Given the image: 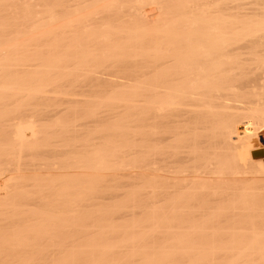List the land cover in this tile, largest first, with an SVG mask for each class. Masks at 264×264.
Instances as JSON below:
<instances>
[{
	"label": "bare ground",
	"instance_id": "obj_1",
	"mask_svg": "<svg viewBox=\"0 0 264 264\" xmlns=\"http://www.w3.org/2000/svg\"><path fill=\"white\" fill-rule=\"evenodd\" d=\"M168 1L0 0V264H218V257L227 261L230 258L227 264H253L264 231L254 226L250 190L264 176V156L252 158L250 154L264 151L263 146L252 147L259 140L253 117L257 113L264 115V109L252 110L245 119L228 97L247 85L264 89V35H260L264 34V22L258 23L263 28L258 27L257 31V19L261 16L264 20L260 9L264 8L258 5L259 0H252L258 5H253L252 10L259 11L253 19L250 16L255 12L249 15L245 10L254 4L251 0L235 2H240V6L248 4L242 6L246 13H239L241 7L236 8L239 11L234 7L237 14L231 9L233 0L225 1L233 4L229 7L234 16L243 13L250 17L249 21L247 17L242 19L252 28L247 25L249 31L245 32V23L238 18V22L233 20L227 4L216 8H227L231 15L220 9L225 16L222 17L210 8L215 18L209 23L211 19L205 15L210 9L205 0L197 3L204 5L201 7L206 14L201 8L192 10L187 2L191 0ZM261 2L264 5V0ZM148 4L158 8V13L151 16L153 23L148 20L150 25L157 23L152 30L147 27V17L141 15V9ZM186 4L192 15L194 11V17ZM195 12L204 17L200 19ZM121 13H127V17ZM162 13L170 14L171 19L165 15L168 20L163 17L162 21ZM217 13L221 18L218 21ZM186 14L192 22L188 20L189 25ZM124 17L134 20L138 29L128 31L131 23L127 27ZM227 20L235 22V26L241 23L244 34L240 31L243 26L239 29L238 25V37L232 22L230 31L238 38L235 33L229 35ZM224 23L228 29L222 27ZM119 24H123L120 30ZM92 26L100 27L101 32L93 35L94 41L90 38L92 48L85 51L81 47L87 41L81 44L79 37L84 35L83 29ZM110 28H117L123 36L127 31L132 33V38L130 34L126 36L130 45L134 35L139 37L142 30L147 42L153 34L158 42L161 37L168 39L161 40V45L153 41L157 51L155 48L151 60L145 53L146 62L140 61L143 65L135 68L141 74L135 76L141 81L136 79L134 92L126 90L115 76V84L110 83L108 78L114 71L110 70V76L106 74L108 65L89 67L91 59L107 60L113 53L112 57L127 60L126 37L121 40L119 35L118 42L122 44L111 45L112 32L107 34ZM135 28L133 25L130 29ZM218 28L227 36L220 34ZM254 28L256 31L250 32ZM255 32L259 35L252 34ZM245 34L251 39L247 40ZM144 35L140 36L143 42L137 41L136 36L133 45L146 43ZM116 51L122 55L118 53V57ZM86 72L92 77L87 78ZM92 78L97 79L95 84ZM106 79L110 88L118 87L117 91L104 100V96H96L95 100L92 95L94 104L83 97L86 105H92H85L87 109L76 107L78 104L74 108H41L49 100H53L52 107L56 101L78 103L75 96L72 95L74 100L68 97L69 91L74 90V94L78 86L81 89L90 84V89L99 90ZM36 103H40V109L32 111L30 107L37 108ZM54 112L63 113L56 119ZM39 113H51L55 123L40 124ZM107 116L110 123L101 120L102 123L99 118L108 120ZM110 116L119 118L112 120ZM87 122L95 123L91 132L85 128L89 126ZM82 127L89 133L85 129L83 132ZM78 128L83 136L87 133L83 139ZM59 141L63 148L57 147ZM58 153L66 157L46 159L53 155L55 158ZM40 155L45 160L35 161L34 157ZM27 156L31 158L27 160ZM119 217H123L122 222L116 221ZM257 230L263 234L258 235Z\"/></svg>",
	"mask_w": 264,
	"mask_h": 264
},
{
	"label": "rangeland",
	"instance_id": "obj_2",
	"mask_svg": "<svg viewBox=\"0 0 264 264\" xmlns=\"http://www.w3.org/2000/svg\"><path fill=\"white\" fill-rule=\"evenodd\" d=\"M152 1H153V0H152ZM155 1H156V0H155ZM159 1H161V0H159ZM162 1H163V0H162ZM164 1H168V0H164ZM169 1H171V0H169ZM169 1H168V2H169ZM186 1H187V0H186ZM191 1H192V3L196 4L197 1L200 3L201 0H194L196 3L193 2V0H191ZM191 1H187V2H188V4H189V2H190V6L192 7V10L194 9V11H196L197 8H198V9L201 8L200 10L203 12V14H206V13H207V12L204 13V10H202V9H203L202 7H203L204 5H202V4L200 5L199 3H197V6H195V5H192ZM205 1H206V3H207L208 8H209V9H210V8L214 9L215 13H216L218 10H220V9H221V10L224 9L223 7H220V8L218 7L219 9L217 10V8H216L217 5H219V6L222 5V6H224V7H227L226 4H227V2H228V0H205ZM225 1H227V2H225ZM230 1H232V0H229L228 3H233V2H234V5H235V2H238V0H236V1L233 0V2H230ZM241 1L243 2V0H241ZM245 1H249V0H244V2H245ZM251 1H252V0H251ZM251 1H250V2H251ZM254 1H255V0H254ZM259 1L261 2V0H259ZM242 2H241V3H242ZM244 2H243V3H244ZM252 2H253V1H252ZM256 2H258V1L256 0ZM260 2H259L258 5H260V6H262V7L264 8V5H261V4H263V3H262L263 1L261 2V4H260ZM221 3H223V4L225 3V4L223 5V4H221ZM245 3H246V2H245ZM248 3H249V2H248ZM253 3H254V4H252V6L255 5V2H253ZM188 4H186V5L188 6ZM220 4H221V5H220ZM250 4H251V3H249V7H250ZM256 4H257V3H256ZM148 5H149V4H148ZM199 5H200V7H198ZM227 5H228V4H227ZM232 5H233V4H232ZM232 5H228V7H229V6L231 7ZM234 5H233V7H231V9L233 8L232 10H234V7H235V9H236L237 7H238L237 9H239V7H241V10H240V12H239V13H241V11H243V10L246 8V7H243V8H244V9H243L242 6H244V5H248V4H243L242 6H240V2H239V4L237 3L235 6H234ZM258 5H257V6H258ZM146 6H147V5H146ZM146 6L143 7V10L141 9V15H142V13H144V14H143V17H144V16L147 17V19L144 17L145 20H147V22H148V20L151 19L150 21H151V23H153V22H152V18H151V16H152V15H156V13H158V12L156 11L157 6H156V7H155V5H149V6H147V7H146ZM190 6H188L189 8H186V9H190V10H191V7H190ZM201 6H202V7H201ZM207 6L205 5V7H204V8H205V11L208 10V8H207V10H206V7H207ZM252 6H251L249 9H245V10L248 11V12H249V10L251 9V12H250V13H248V12L246 13V11L244 10V11H245L244 13L249 14V15L252 13V11L255 12L253 16H252V15L250 16L251 18H253V17H254L256 14H258V12H259V11L256 12V11L258 10V8L256 9V11H254V10H255L254 8L257 7L256 5H255V7H254V6L252 7ZM260 6H259V7H260ZM193 7H196V10H195V8H193ZM214 7H215L216 9H215ZM230 7H229L228 9H230ZM247 8H248V7H247ZM212 9L209 10L210 12L208 11V13H210L209 15H208V13L205 15V17H207V20H208V19H211V20H208V21H210L209 23H212L211 21H214V20H212V19L215 18V17H214V16H215V13H214V11H213ZM228 9L226 8V10L224 9L225 11L222 10V12H223V13H224V12L227 13V12H229ZM231 9H230V12H232V15H231L230 12H229V13H230L231 17H233V20H234V19L236 20V21L234 20L235 22H238V21L241 22V20L244 19V18H246V17L248 18L247 20L249 21V18H250V17H249L248 15L246 16V14H245V17H244V14H243V13H242V14H239V13H238L239 16L236 17L237 15L234 16V13H233V11H232ZM237 9H236V10H237ZM252 9H254V10H252ZM259 9H260V8H259ZM157 10H158V8H157ZM192 10H191V11H188V12H190V13H189L190 15H192V13H191ZM211 10H212L213 12H211ZM221 10H220V12H221ZM236 10H234V12H235ZM194 11H193V15H192V17H194ZM197 11H198V10H197ZM197 11H196V12H197ZM201 11H200V12H201ZM237 11H239V10H237ZM237 11L235 12L236 14H237ZM260 11H263V12H264V10H261V9H260ZM196 12H195V14H197ZM200 12H198V13H200ZM218 12H219V11H218ZM220 12H219V13H220ZM111 13L113 14V11H111ZM111 13H109V14H110V17H111V19H112V18L114 17V14L112 15V16H113V17H112V16H111ZM114 13H115V11H114ZM186 13H187V10H186ZM213 13H214V15H213ZM223 13H220L219 15H222V17H223V16H224ZM229 13L226 15V17L229 15ZM260 13H261V12H260ZM260 13H259V14H260ZM121 14H122V16H126V17H127V15H126L127 13H125L124 15H123V13H121ZM189 14H186V17H188V19H186L187 22H188V20H189V16H187V15H189ZM211 14L213 15V17H211ZM224 14H225V13H224ZM162 15H164V14L162 13L160 17H162V21H164V18L166 19V17H165L166 14H165L164 16H162ZM168 15H170V14H168ZM168 15H166V16H167L168 18L171 19V17H170L171 15H170V16H168ZM197 15H198V14H197ZM197 15H196V16H197ZM200 15H201V14H200ZM207 15H208V16H207ZM240 15H241L243 18H241ZM260 15H261V14H260ZM196 16H195V17H196ZM198 16H199V15H198ZM198 16H197V17H198ZM202 16L204 17V15H202ZM202 16H201V17L199 16L200 19H202ZM262 16H263L262 18H264V14H262ZM110 17H108V18H110ZM143 17H141V18H142V19H141V20H142L141 23H143V19H144ZM158 17H159V15H158ZM163 17H164V18H163ZM224 17H225V16H224ZM228 17H229V19H230V16H228ZM228 17H227V19H228ZM234 17H235V18H234ZM257 17L259 18L258 15H257ZM124 18H125V17H124ZM217 18H218L219 20L221 19L220 17H218V13H217L216 20H217ZM237 18H238V21H237ZM240 18H241V19H240ZM111 19H109V21H110ZM125 19H127V18H125ZM160 19H161V18H160ZM190 19H191V17H190ZM192 19H193V18H192ZM192 19H191V20H192ZM195 19H197V18H194V20H195ZM203 19H204V18H203ZM229 19H228V20H229ZM231 19H232V18H231ZM253 19H254V18H253ZM255 19H256V18H255ZM260 19H261V16H260ZM260 19H259V20L257 19V24H258V23H261V25H262L263 22H264V20L261 19V20H263V21L261 22ZM145 20H144V23L146 22ZM166 20H168V19H166ZM166 20H165V22H166ZM207 20H206V21H207ZM224 20H225V22H226V19H223L222 21H224ZM228 20H227V23L229 22ZM244 20H246V19H244ZM244 20H242V21H243V23H245V25H244L245 28H244L243 25H242L243 27L240 26L242 22L240 23V25H239V23H238V24L236 23V26H237V27H236V26H235V22H233V21H230V22H229V24H228V25H229V29L227 28V27H228V25H226L227 23H226V24L224 23L223 26H222V24H221V26L224 27V29L227 28V29L229 30V32H228V31H227V32H228V34L230 35V34L232 33L230 30L233 29V31L236 32L237 29L235 30V27L238 28V25H239V29L242 27V30L240 29V31H242V33H243V31H244V29H246V26H247V25H248V27L251 28V26H249V25H251V24H250L248 21H247V23H246V21L244 22ZM251 20H252V19H250V22H251ZM127 21H128V22H127ZM127 21H126L127 23L130 22V20H128V19H127ZM131 21H132V20H131ZM133 21H134V20H133ZM133 21L130 22L131 25H130V23H129V24H126V22L124 23V24L127 25V27L130 25V27L127 28L128 31H134V30L136 31V30L138 29V28H137V29L135 28V24L133 23ZM204 21H205V20H204ZM217 21H218V20H217ZM252 21H253V20H252ZM259 21H260V22H259ZM189 22L192 23L190 20H189ZM189 22H188V25L190 24ZM232 22H233L234 25L232 24L231 27H234V28L231 29V27H230L231 24H230V23H232ZM132 23H133V24H132ZM137 23H138V22H137ZM144 23H143V24H144ZM151 23L148 22L149 25H148V24H147L148 26L145 25V26H147V27H150L149 30L151 29V27L153 28V25H154V24H157V23H154L153 25H150ZM161 23H162V22H161ZM203 23H205V22H203ZM216 23H217V22H216ZM216 23H215V25H216ZM219 23H221V22L219 21ZM243 23H242V24H243ZM248 23H249V24H248ZM251 23H254V24H255V21H253V22H251ZM143 24H142V25H141V24H138V25L143 26ZM254 24H252V25H254ZM257 24H255V25H257ZM120 25H122V27H117L119 30H120L121 28H123V24H119L118 26H120ZM133 25H134V28H135V29H132V30H131L130 28H131V26H133ZM161 25H162V24H161ZM219 25H220V24H217V26H219ZM255 25H254V26H255ZM258 25H259V24H258ZM258 25H257V31L259 32L260 30H258V27H260V28L262 29V28H263L262 26H264V25H262V26H260V25L258 26ZM114 26H117V25H113V26H111V27H114ZM140 26H139V28H141V29L146 28V27L142 28V27H140ZM159 26H160V25H159ZM196 26H197V25H196ZM137 27H138V26H137ZM154 27H155V26H154ZM156 27H158V26L156 25ZM186 27H187V26H186ZM219 27H220V26H219ZM222 27H220V28L222 29ZM252 27H253V26H252ZM91 28H92V29H91ZM99 28H100V27H99ZM99 28H98V27H94V26H92V27L87 28L88 30H86V29H83L84 31L82 30V31L84 32V35H83L84 37H83V36H82L81 38L79 37V40H80V39L82 40V41L80 40V41H81V44H82L83 42H85V41H87V42H85V44H83V45H85V46L81 45V46H83V47H81V48H83L84 50H85V49L87 50L88 48H92L91 46L93 45V42H91V41H92V40H93V41L95 40V38H94V37L96 36L95 33L99 34L98 32H101V31H99V30H100ZM117 28H116V31H118ZM124 28H126L125 25H124ZM132 28H133V27H132ZM243 28H244V29H243ZM250 28H249V29H250ZM110 29H111V28H110ZM110 29H109V31H110ZM113 29H114V28H113ZM113 29H111L110 32H107V34H109V33H111V32H112L111 34H113V35L110 34L111 36L109 35V38L111 39V43H113V44H111V45H114L115 42H118V40L120 39L119 35L121 36V38H122V36H123V35L120 34L119 31L116 33V31L114 30L115 33H116V34H115L114 31H112ZM129 29H130V30H129ZM146 29H148V28H146ZM154 29H155V28H154ZM154 29H153V30H154ZM227 29H226V30H227ZM251 29H252V28H251ZM263 29H264V28H263ZM123 30H124V29H123ZM125 30H126V29H125ZM151 30H152V29H151ZM218 30H219V28H218ZM247 30H248V29H246L245 32H246ZM254 30L256 31V29L254 28L253 30H250V32H253ZM88 31H89V32H88ZM128 31H127V32H128ZM147 31H148V30H147ZM219 31H221L220 34L222 33V35L225 34L224 36H227L226 32H224V34H223L222 30H219ZM248 31H249V30H248ZM92 32H94V33H92ZM124 32H126V31H124ZM124 32H123V33H124ZM127 32L125 33V35H126V36H129L130 33L128 32V35H127ZM141 32H143V33H141L142 35L145 34V33H144L145 31L142 30ZM148 32H149V31H148ZM148 32H146L147 36H148V37H149V36H152V35H151V34H152V31H150V32H151V34L149 33L150 35L148 34ZM230 32H231V33H230ZM235 32H233V33H235ZM238 32H239V30H237V34H238ZM258 32H255V33H252V34H256V35H257ZM262 32H264V30H263V31L261 30V33H262ZM86 33H87V37H86ZM118 33H119V34H118ZM121 33H122V30H121ZM133 33H134V32H133ZM138 33H139V30H138ZM153 33H154V32H153ZM233 33H232L231 35H233ZM239 33H240V32H239ZM117 34H118V36H116ZM131 34H132V33H131ZM131 34H130V36H131V38H132L133 34H132V35H131ZM134 34H135V33H134ZM136 34H137V33H136ZM181 34H182V33H181ZM218 34H219V33H218ZM235 34H236V33H235ZM237 34H236V38L240 37L239 34H238L239 36L237 37ZM240 34H241V33H240ZM243 34H244V33H243ZM246 34H248V33H246ZM246 34H245V37H246L247 40H248V39H251V38H252L253 40L255 39V37L253 38V37H252L253 35L251 36L250 33H249V36H251V38H250L249 36H247ZM90 35H91V36H90ZM93 35H95V36H93ZM138 35H139V34H138ZM138 35H136V36L138 37ZM142 35H140V36H142ZM256 35H254V36H256ZM258 35H259V34H258ZM260 35L263 36L264 34L262 33V34H260ZM112 36H113V38H112ZM126 36H123V38L126 37ZM130 36H129V37H130ZM136 36L134 35V37H135L134 39H136ZM140 36L138 37L139 40H137V41H141V40H142V39H140ZM153 36H155V35L153 34ZM153 36L150 37L151 40L148 41V42H150V45H149L148 42H147L148 38L145 37V35H144V37L146 38V41H144V42H146L147 44H146V43H144V44L142 43V44L139 45V46H138V45H135V44L133 45V43H134V39L132 40V42H133L132 45H130V43L127 44L126 41L129 40V38L127 39V37H126V40H125V39H124V40H125V44L127 45V47H126L125 45H124V46L127 48V49H126L127 52H125L123 49H122V51H124V53H126V54H127L128 51H129V54H127L128 57H126V56H127L126 54H125V56H124V58H126L127 60H125V59H123V58H121V59L118 58V59H117V58H116V55L113 56V57H115V59H114V58L112 57V55L115 54V53H113L112 55H110V53H112L113 51H109L110 53H108V54L106 53L107 55H110V56H111V57H109V59L107 58V60H106L105 58H103L104 60H99V59H101V58H97L98 60H96L95 62H94V59H95V58H94V59H91V60H93V62L90 63L91 65H89V67H97V68H98V65L100 64V65H101V68H104V65H105V66L108 65V67H107L108 70H106L105 72H107L106 74L109 73V74H108L109 76H110V74L112 73V75L110 76L111 78H110V77H109L110 79L108 78V80L110 81V83H111V84H115V83L112 82V80L114 79L113 81L116 82V81H115V79H116L115 77H117V80H118L120 83H124V85L127 87V88H125L126 90H127L128 88H130V91L133 90V92H134V88H137V87H134V86H136L135 83H137V82H136V79L138 80V82H139V80L141 81V79L139 78V76H140L141 74H140L139 72H137L138 69H135V68H137V65H140V67H141V64L144 63V62H146V61H144V59L146 60L147 55L150 57V58H148V57H147V58L151 60V58H152V57H151L152 54H153L155 51H157V48H158L157 45L155 44V42H157L158 44L160 43L161 40H162V42H163V41H167V42H168V39L166 38L167 40H164L163 37H161V39H160L159 42H158V39H159V38H158L157 40H154L155 37H153ZM224 36H223V38H224ZM241 37H244V36H241ZM260 37H261V36H260ZM82 38H84V39H82ZM90 38H92L91 41H90ZM123 38H122L121 40H123ZM150 38H149V39H150ZM162 38H163V39H162ZM220 38H222V36H221ZM228 38L231 39L229 36H228ZM236 38H235V40H236ZM258 38H259V36H258ZM57 39H58V38H57ZM152 39H153V40H152ZM232 39H233V38H232ZM259 39H260V38H259ZM259 39H258V40H259ZM114 40H115V41H114ZM144 40H145V39H144ZM233 40H234V39H233ZM240 40H241V38L239 39V41H240ZM244 40H245V38H244ZM255 40H257V39H255ZM113 41H114V42H113ZM151 41H152V42L155 41V42L152 43V44H153L152 47H150V46H151ZM51 42H53V41H51ZM51 42H50V43H51ZM119 42H120V44H122V43H121L122 41H119ZM119 42H118V43H119ZM129 42H131V39H130ZM135 42H136V40H135ZM141 42H143V40H142ZM162 42H161V43H162ZM167 42H164V44H165L164 46H167V45H166ZM161 43H160V45H161ZM109 44H110V43H108V45H109ZM116 44H117V43H116ZM136 44H139V42L136 43ZM111 45H110V46H111ZM128 45L131 46V47H129ZM102 46H103V45H102ZM154 46H156V47H154ZM162 46H163V44H162ZM118 47H119V46H118ZM118 47H117V48H118ZM147 47H148V48H147ZM81 48H80V49H81ZM120 48H121V47H120ZM132 48H133V49H132ZM152 48H153V49H152ZM155 48H156V50L154 51ZM161 48H162V47H161ZM168 48H169V46H168ZM168 48L166 47L165 49L168 50ZM135 49H136V50H135ZM138 49H139V50H138ZM163 49H164V47H163ZM84 50H82V52H83ZM86 50H85V51H86ZM118 50H119V49H118ZM133 50L136 51L135 53H136L137 56L134 55L135 53H134ZM80 51H81V50H80ZM85 51H84V52H85ZM119 51H120V50H119ZM119 51H116L118 57H119V55L121 54V53H119ZM122 51H121V52H122ZM132 51H133L134 54L132 53ZM84 52H83V53H84ZM151 52H152V53H151ZM118 53H119V55H118ZM145 53H146L147 55H146ZM106 54H105V55H106ZM138 54H139V55H138ZM107 55H106L105 57H107ZM121 55H122V54H121ZM133 55H134V56H133ZM144 55H145V56H144ZM153 56H154V55H153ZM141 57H142V58H141ZM140 58L143 59V60H141ZM131 59H132V60H131ZM116 60H117V61L120 60V61H122V62H120V61L117 62ZM123 60H124V61H123ZM128 60H130V61H128ZM138 60H139V61H138ZM89 61H90V60H89ZM104 61H105V62H104ZM110 61H111V62H110ZM115 61H116V62H115ZM132 61H133V62H132ZM140 61H142V63H141ZM143 61H144V62H143ZM84 62L86 63V61H84ZM101 62H102L103 64H102ZM124 62H125V63H124ZM130 62H131V63H130ZM148 62H150V61L148 60ZM148 62H147V64H148ZM87 63H89V62H87ZM93 63H94V65H93ZM105 63H106V64H105ZM118 63L121 64V65H118ZM128 63H130V64H129V65H130V68H129ZM133 63H134L135 65H134ZM139 63H140V64H139ZM113 64H114V67H115V68L113 67ZM124 64H125V65H124ZM132 64H133V65H132ZM100 65H99V67H100ZM142 65H143V64H142ZM145 65H146V63H145ZM111 67H112V68H111ZM116 67H117V68H116ZM131 67H132V68H131ZM140 67H138V68L140 69ZM107 68H106V69H107ZM110 68H111V69H110ZM119 68H120L121 70H120ZM127 68H128V69H127ZM122 69H123V72H122ZM124 69H127V71L124 70ZM144 69H145V68L143 67V68L140 69V70H143V71H144ZM110 70H111V71H114V72H116V71L118 70V71H120V72L117 71L116 73H114V72H111V73H110ZM124 71L126 72L127 75H125ZM138 71H139V70H138ZM82 72H83V71H82ZM133 72H134V74H132ZM141 72H142V71H141ZM84 73H85V72H84ZM84 73H83V74H84ZM136 73H139V74H138L139 76H138V75L135 76ZM78 74H80V73H78ZM113 74H114V75H113ZM116 74H117V75H116ZM123 74H124V75H123ZM130 74H131V75H130ZM85 75H86V77H87V76H90V74H88V72H86ZM119 75H120V76H119ZM148 75H149V74H148ZM148 75H147V76H148ZM114 76H115V77H114ZM125 76H126V77H125ZM149 76H150V75H149ZM91 77H92V76H90V78H91ZM132 77H133V78H132ZM87 78H89V77H87ZM123 78H124V80H126V81H124ZM92 79H94V78H92ZM95 79H96V78H95ZM95 79H94V80H91V82H92V81L94 82V83L92 82L93 84H95L96 81H97V79H96V80H95ZM119 79H120V80H119ZM108 80L106 79V81H105L104 83L101 82V84L99 85V87H101V88H100L99 90H96V89L94 90L92 87H91V88H92L93 90L90 89V87H89V86H91V84H90V85H86V88H84V87L82 88V87H81V89H80V86H78V87L75 89L76 92L74 93V94H77V95H74V94H73L72 91H74V90L69 91V93L71 92V93H70L71 95H69L68 97H69V98H72V100H74L73 97L75 96V97H74L75 100H76V101H79L81 104H79V102H78V103H74V104H73L72 102H69L68 104H67L66 102H63V103H65V105H62V104H63L62 101H56V104H55V105L53 104L54 106L52 107V102H53V100H49L48 102L45 101L48 105L43 106V107H41V105H40V107H41V108L48 107V109L50 108V109L52 110V109H61V108L64 109V108L68 107L69 105H70L69 107H71V105H72V108H74L73 106H75L76 104H78V105H76V107H77V106H78V107L80 106V108H85V109H87V107H89L88 105H90V107H91V106H92L91 104H94L93 102H94L96 99H98L99 97H103V96H104L103 99H102V100H104V98L106 99L107 96L109 97L111 94H113V93H115V92L117 91V88H118V87H114V86L111 87V88L109 87V85H108L109 81H108ZM98 81H99V80H98ZM118 81H117V82H118ZM121 81H122V82H121ZM91 82H90V83H91ZM106 82H107V83H106ZM99 83H100V82H99ZM110 83H109V84H110ZM125 83H127V84H125ZM139 83H140V82H139ZM102 84H103V85H102ZM104 84H105V85H104ZM131 84H132V85L134 84L133 87H130V86H132ZM128 85H129V86H128ZM83 86H85V85H83ZM103 86H107V87H103ZM146 86H147V85H146ZM93 87L95 88V86H93ZM102 87H103V88H102ZM78 88H79V89H78ZM96 88H97V85H96ZM119 88H121V87H119ZM122 88H123V87H122ZM122 88H121V89H122ZM132 88H133V89H132ZM89 89H90V90H89ZM97 89H98V88H97ZM105 89H107V90H105ZM125 89H124V91H125V93H126V90H125ZM65 90H66V89H65ZM80 90H82V92H80ZM86 90H87V91H86ZM91 90H92V92H91ZM101 90H102V92H100ZM103 90H104V91H103ZM118 90H119V89H118ZM63 91H64V90H63ZM93 91H94V92H93ZM98 91H99V92H98ZM112 91H113V92H112ZM114 91H115V92H114ZM122 91H123V90H122ZM124 91H123V92H124ZM88 92H89V93H88ZM97 92H98V93H97ZM106 92H107L108 94H107ZM118 92L120 93L121 91L119 90ZM128 92H129V90H128ZM133 92H132V93H133ZM69 93H68V94H69ZM81 93H82V94H81ZM101 93H103V94H101ZM129 93H130V92H129ZM80 94L83 95V96H81ZM95 94H96V95H95ZM100 94H101V95H100ZM121 94L124 95V93H121ZM121 94H120V96H122ZM127 94H128V93H127ZM72 95H73V97H72ZM79 95H80V96H79ZM86 95H87V96H86ZM92 95L95 96V100L93 99ZM113 95H114V94H113ZM113 95H112V96H113ZM117 95H118V93H117ZM125 95H126V94H125ZM130 95H131V93H130ZM130 95H129V97H132V96H130ZM132 95H133V94H132ZM136 95H137V94H136ZM136 95H135V97H136ZM77 96H78V97H77ZM85 96H86V97H85ZM96 96H97L98 98H97ZM127 96H128V95H127ZM83 97H84V100H86L87 98H88L87 100H91V101H90L91 104L89 103L88 105H86V102L83 101ZM125 97H126V96H125ZM76 98H77V99H76ZM85 98H86V99H85ZM91 98L93 99V101H92ZM133 98H134V96H133ZM100 99H101V98H100ZM134 99H135V98H134ZM228 99H230L228 102H231L232 106L238 108V113H240V116L244 117L245 119H248V118H249V112H251L252 110L264 109V89H260L259 87L255 86V85H247V86L243 87L240 91H238L237 93L232 94L230 97H228ZM87 100H86V101H87ZM45 102H42V103H45ZM83 102H85V103H83ZM40 103H41V102H40ZM40 103H39V104H40ZM42 103H41V104H42ZM87 103H88V102H87ZM39 104L37 105V103H36V105L38 106L37 108H36L35 106H33V107L31 106V107H30L31 110H32V108H33V110H34V109H37V110L40 109V108H39ZM42 105H43V104H42ZM44 105H45V104H44ZM56 105H57V107H56ZM61 105H62V106H61ZM81 105H82L83 107H81ZM85 105H86L87 107H86ZM58 106H59V107H58ZM84 106H85V107H84ZM55 107H56V108H55ZM60 107H61V108H60ZM69 107H68V108H69ZM30 108H29V109H30ZM118 108H119V107H118ZM120 108H121V107H120ZM120 108H119V109H120ZM50 109H49V110H50ZM85 109H84V110H85ZM121 109H123V107H122ZM33 110H32V111H33ZM28 112H29V111H28ZM36 112H37V111H36ZM30 113H32V112L30 111ZM54 113H55V115H56V119H59V118H57V117H60V116H61V113H63V112L59 113L60 115L58 114V112H57V113L54 112ZM54 113H53V115H54ZM65 113H66V112H65ZM28 114H29V113H28ZM28 114H27V115H28ZM33 114H34V113H33ZM35 114H36V113H35ZM48 114H49V115H48ZM48 114L46 113V115H48V116H46L45 113H44V114L42 113L41 115H40V113L38 114L39 116H42V117H39V118H42V119H40V124H43V123H44L43 125H46V124H47V125H48V124L50 125V124L55 123V122H54V120H55L54 117H55V116L52 117V116H50L51 113H48ZM27 115H26V116H27ZM29 115H30V114H29ZM62 116H64V115L62 114ZM31 117L33 118L34 115H32ZM35 117H37V115H35ZM50 117H51V118H50ZM64 117L67 118L66 114H65ZM102 117H103V116H102ZM104 117H105L104 119H106V116H104ZM110 117H111V116H110ZM116 117L119 118V116H116ZM116 117H113V118L111 117L110 119H112V120L115 119V120H116ZM39 118L37 119V121H39ZM43 118H44V119H43ZM46 118H48V119H46ZM49 118H50L51 120H49ZM68 118H69V117H68ZM45 119H46L47 121H48V120H49V121L47 122ZM53 119H54V120H53ZM60 119H62V117H61ZM99 119H100V121L103 120L104 122L106 121V123H110V120L108 119V116H107V119H108V120H104V119H101V118H99ZM52 120H53V122H52ZM112 120H111V121H112ZM117 120H118V119H117ZM253 120L256 122V126H255V128H256L257 135L259 136V140H258L257 142L254 141L252 147H253V148H258V147H260V146H263V147H264V130L261 129V126L264 124V115H260V113H257V114H255V116L253 117ZM43 121H44V122H43ZM50 121H51L52 123H50ZM55 121H56V120H55ZM100 121H98V122L100 123ZM103 121H101V122L103 123ZM45 122H46V123H45ZM98 122H96V123H98ZM112 122H113V121H112ZM38 123H39V122H38ZM87 123H88V122H87ZM102 123H101V124H102ZM94 124H95V123L92 124V122H90V123L87 124V125H89V126H85V125H84V126H85V128H87V129L90 130V129H94ZM90 125H91V126H90ZM92 125H93V127H92ZM98 125H100V124H98ZM98 125H97V126H98ZM102 125H103V124H102ZM97 126H96V127H97ZM89 127H90V128H89ZM96 127H95V128H96ZM98 127H99V126H98ZM98 127H97V128H98ZM100 127H101V125H100ZM85 128L82 127V130L85 129ZM87 129H85V131H87V133H89V131H88ZM80 130H81V129H80ZM80 130H79V128H78V130H77L78 134H81L80 132H82V130H81V131H80ZM83 132H84V130H83ZM90 132H91V130H90ZM85 133H86V132H85ZM87 133H86V134L83 133L84 136L87 135ZM78 134L76 133V136H78V137L81 136V137H82L81 139H83L84 136H83L82 134L79 136ZM72 135H73V136H71V137H76L74 134H72ZM78 137H77V138H78ZM77 138H76V139H77ZM56 139H57V138H56ZM63 139H64V138H62V141H63ZM78 139L80 140V138H78ZM78 139H77V140H78ZM62 141H61V142L59 141L60 143L57 142L58 146H57L56 143H55V145H56L57 147H62V146H61V143H63ZM69 141H72V140H69V139H68V142H69ZM64 142H66L65 139H64ZM63 147H64V146H63ZM63 147H62V148H63ZM261 150H262V149H261ZM257 151H258V150H257ZM40 156H42V157H40ZM40 156H38V157H36V158L34 157L35 161H37V162H42V161L45 160V156H44V157H43V155H40ZM54 156H55V155H53V157L48 156L49 158H46V159H48V160H49V159H51V160H55V159H56V160H61L62 157H58V156H64V157H66L64 153H62V154H61V153H60V154L58 153V154L56 155L55 158H54ZM250 156L252 157L251 154H250ZM46 157H47V156H46ZM64 157H63V158H64ZM30 158H31V156H30ZM30 158H29V159H30ZM39 158H41V159H39ZM57 158H58V159H57ZM252 158H253V157H252ZM29 159H28V156H27V160H29ZM32 159H33V157H32ZM32 159H31V160H32ZM43 159H44V160H43ZM156 165H157V164H156ZM160 165H161V164H160ZM162 166H163V164H162ZM162 166H161V167H162ZM254 166H255V165H254ZM166 169H167V168H166ZM255 169H256V167H255ZM168 171H169V170H168ZM168 171H167V172L165 171V174L168 173ZM162 173H163V172H162ZM163 174H164V173H163ZM257 181H258V182H257V183L255 182V185H254V184L252 185L253 188H251V190H250V195H251V193H252L253 198H254V199H258V200L251 199V204L254 205V207L252 206V207L254 208V211H252V212H253L252 215H253V217H254V221H253V222H255V224H256V225H254V226H258V230H260V231L262 232V231H264V229H263V230L261 229V227L264 228V176H262V177L260 176V180H259V178H258ZM252 190H253V192H252ZM256 191H257V192H256ZM251 198H252V196H251ZM141 201H143V200H141ZM253 201H254V202H253ZM253 203H254V204H253ZM255 203H256V204H255ZM255 207H256V208H255ZM257 207H258V208H257ZM258 209H259V210H258ZM260 209H261V210H260ZM254 212H255V213H254ZM258 214H259V215L261 214V215L259 216ZM257 215H258V216H257ZM142 217H143V214H142ZM119 218H120V217H119ZM261 218H262V219H261ZM117 219H118V218H117ZM122 219H123V217H122ZM122 219L120 218L119 220H116V221H121ZM121 222H122V221H121ZM256 222H257V223H256ZM260 224H261V226H260ZM262 224H263V225H262ZM254 228L257 229V227H254ZM258 230H257V231H258ZM260 231H258V235H260V233H261ZM262 234H263V233H261V235H262ZM258 235L256 234V236H258ZM261 235H260V236H261ZM260 236H259V237H260ZM263 236H264V234H263ZM259 237H258V238H259ZM255 238H256V237H255ZM253 240H254V239H253ZM256 240H257V239H256ZM256 240H255V242H256ZM258 241H259V243H258V242H257V243L259 244V246H257V243L255 244V246H257V247H256L257 251H255L256 255H253L254 258H253V256H251V257L254 259V260H253V259L251 258V259H252V263H253V264H254V263H255V264H264V262H263V261H264V249H263V248H264V246H263V245H264V244H263V243H264V237H263V238H260ZM261 241H262V242H261ZM255 242H254V243H255ZM261 245H262L263 248L261 247ZM255 246L253 247V250H254ZM259 247H260L261 250H259ZM256 249H255V250H256ZM262 249H263V250H262ZM258 250H259V251H258ZM262 251H263V254H262ZM258 252H260V253L258 254ZM252 253H253V252H252ZM260 255H261V256H260ZM194 257H197V255H195ZM194 257H193V258H194ZM260 257H261V258L263 257V258L261 259ZM235 258H236V255H235ZM220 259H221V260H220ZM224 259L227 261V258H223V257H222V258H219V257H218L216 261L219 262L218 264H220V262H221V264H225V261H224V263H222ZM251 259L249 258L248 260L250 261ZM229 260H230V258H228V261L226 262V264L229 262ZM244 261H245V260H244ZM249 261H248V263H249ZM214 262H215V261H214ZM217 262H216V263H217ZM240 263H241V262H240ZM245 263H246V262H245ZM213 264H215V263H213ZM241 264H243V263H241ZM246 264H247V263H246ZM249 264H250V263H249Z\"/></svg>",
	"mask_w": 264,
	"mask_h": 264
},
{
	"label": "water",
	"instance_id": "obj_3",
	"mask_svg": "<svg viewBox=\"0 0 264 264\" xmlns=\"http://www.w3.org/2000/svg\"><path fill=\"white\" fill-rule=\"evenodd\" d=\"M251 155H252L253 158H256L258 156H262L263 157L264 156V151L263 150L254 151V152L251 153Z\"/></svg>",
	"mask_w": 264,
	"mask_h": 264
}]
</instances>
